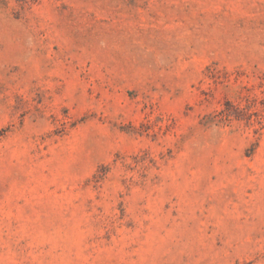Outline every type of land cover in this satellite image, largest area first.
<instances>
[{
  "label": "rangeland",
  "instance_id": "374dc122",
  "mask_svg": "<svg viewBox=\"0 0 264 264\" xmlns=\"http://www.w3.org/2000/svg\"><path fill=\"white\" fill-rule=\"evenodd\" d=\"M0 264H264V0H0Z\"/></svg>",
  "mask_w": 264,
  "mask_h": 264
}]
</instances>
